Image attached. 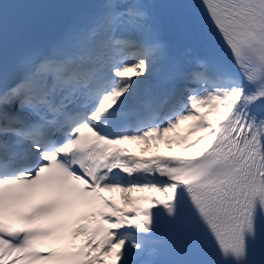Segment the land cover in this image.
<instances>
[{"label":"bare ground","instance_id":"bare-ground-1","mask_svg":"<svg viewBox=\"0 0 264 264\" xmlns=\"http://www.w3.org/2000/svg\"><path fill=\"white\" fill-rule=\"evenodd\" d=\"M150 5V0H112L111 2L105 3L104 11H108L110 14L113 12L118 15L124 14L126 22L129 25L127 27L129 31H143L148 27ZM149 40H152L154 46L161 47L159 56L150 54L147 58H136L134 61L126 64L123 72L124 74L121 72V76L114 84L116 89L115 93L108 96L104 100V103L111 105L116 102H124L127 100V97L131 96L130 92L133 88H135L133 92L138 93L148 80L161 72V70L157 71V69L159 68L158 63L162 60L160 55L164 50L162 47L164 43L156 37H152ZM157 49L158 48L154 50L155 53H157ZM195 57V54L188 55V59H195ZM125 82H128L129 85L132 84L133 87L125 85ZM232 96L233 90L231 88L228 89L219 86L217 88L204 89L202 96L193 100L188 105L189 107H183L186 110L184 114L176 113L183 126L189 122L191 131L187 139L185 141L183 140L181 146L168 148L158 145L153 151L156 153H176L187 143L189 144L187 150H196V152L202 151L207 147L208 144L205 145V143L208 139L211 140L212 138L210 137H213L212 133L215 132L213 129L214 123L220 121L228 114ZM168 136L173 135L168 134ZM135 137L137 138V136ZM120 142L127 148L135 149V145L129 144L128 140L121 139ZM146 149L147 151L150 150L148 148ZM173 186L174 184L149 187L136 186L132 187L129 192H125L121 189L116 190V188H108L106 190L107 194L115 203L118 217H122L123 220L116 219L112 223L114 233L118 236V242L113 248H109L102 252L100 264H135L144 262V258L139 257L140 251L139 249L137 251V246L127 242L129 233H126L128 230L124 228V225H129L133 217L136 219L133 214L136 208L141 204L151 200H166L169 193V197L173 195L175 191ZM129 249H133L134 251L129 253Z\"/></svg>","mask_w":264,"mask_h":264},{"label":"rangeland","instance_id":"rangeland-1","mask_svg":"<svg viewBox=\"0 0 264 264\" xmlns=\"http://www.w3.org/2000/svg\"><path fill=\"white\" fill-rule=\"evenodd\" d=\"M163 127H166V130L164 129L162 131L161 129L159 131V135H156L154 140H152V143H148L144 139H141L137 143H134L135 147L137 149H142L143 147L154 148V147H157L158 145H162L163 147H168V148L178 147L182 145L181 141L183 140V138H186L187 136L190 135L189 126H186L183 128L175 124V126L173 127L167 126V125ZM169 133H172L173 136H168ZM179 134H182V136L180 137ZM187 145L189 144L187 143ZM184 147L187 148L186 145ZM129 189H125V191H128ZM133 251H134L133 249H129V253Z\"/></svg>","mask_w":264,"mask_h":264}]
</instances>
